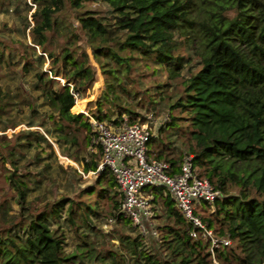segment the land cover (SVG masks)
Here are the masks:
<instances>
[{
    "label": "trees",
    "instance_id": "1",
    "mask_svg": "<svg viewBox=\"0 0 264 264\" xmlns=\"http://www.w3.org/2000/svg\"><path fill=\"white\" fill-rule=\"evenodd\" d=\"M204 1L32 0L36 5L31 14L35 24L30 31L35 45L28 48L35 52L38 46L57 69L61 65L60 72L53 68L55 75L61 73L66 79L61 84L45 71H38L36 87L53 109L48 117L52 125L61 130L65 142L72 146L79 143L77 129L86 131L84 148L91 146L89 119L84 113L72 112H78L72 91L92 81L93 71L85 50L77 46L71 48L77 34L65 23V16H75L87 43L102 64V55L115 57L129 69L131 57L122 53L137 52L156 60L168 69L170 78H175L186 60L182 49L191 50L200 58V67L185 78L182 92L170 103L171 119L167 123L174 125L178 119L189 121L193 142L187 154L193 155L199 174L208 177L223 193L212 204L203 203L199 212L216 237H227L233 245L214 246L212 251L210 239L192 238L189 223L164 188L148 187L145 191L154 195L153 203L165 211L166 217L162 224L150 230V235L156 230L154 236L158 237L161 252L149 250L145 234L140 230L134 233L137 227L132 221L116 213L122 201L119 197L123 195L111 171L105 168L98 175L101 186L96 193L101 200L109 198L113 209L110 215L115 216L117 225L132 231L133 234L122 233L120 238L121 246L134 264H212L213 258L220 264H264V1L225 0L226 5L219 3L218 10H206L203 14L198 6ZM88 2L108 4L114 18L110 19L97 9H86ZM33 6L29 5L28 10ZM224 9L232 10L233 14H226ZM62 29L71 33L64 48L59 52L48 49L49 32ZM74 49L82 51L80 55L85 57L81 60L80 56H75ZM24 53L31 52L26 48ZM37 58L43 60L44 54ZM116 69L107 72L119 79ZM111 85L114 93V84ZM6 96L0 93V113L6 111L2 98ZM176 110L186 116H173L171 113ZM125 111L129 112V123L143 122L138 120L137 112ZM102 116L97 115L99 119H103ZM123 121L124 113L120 112L116 123ZM46 129L49 134V127ZM19 136L23 139L17 141L7 153L8 158H4L13 164L8 179L17 192L19 204L25 209V204L29 203L32 172H20L19 155L35 143L50 144L38 130H29ZM155 140L151 138L148 145ZM148 152L169 162L173 171L179 170L180 157L167 158L161 150L152 155L150 148ZM68 155L81 162L85 171L96 170L101 160L100 150H89L88 156L81 158ZM90 191L95 192L93 186ZM96 203L83 204V201L61 198L46 203L40 212L24 221L9 219L7 206H3L0 264H76L77 259L87 257H93L100 264H109L105 260L111 257L115 264H121V253L110 249L106 253L108 257L103 256L86 240L77 250L66 251L64 233L59 231V225L55 226L65 212L67 221L78 231L80 221L77 219L80 223H91V216L98 215L99 202ZM209 208L212 211L206 215Z\"/></svg>",
    "mask_w": 264,
    "mask_h": 264
},
{
    "label": "rangeland",
    "instance_id": "2",
    "mask_svg": "<svg viewBox=\"0 0 264 264\" xmlns=\"http://www.w3.org/2000/svg\"><path fill=\"white\" fill-rule=\"evenodd\" d=\"M224 1L206 0L200 2L198 10L203 14L207 13L206 10H218L219 3L226 5ZM29 5H34L31 10H28ZM35 8L36 5L32 0H14L12 3L0 1V93L7 95L2 97L6 111L0 113V222H3L1 216L3 206H7L9 219L24 221L40 212L46 203L57 199H73L83 201V204L99 202L98 215L91 216V223H80L81 220L77 219L80 221H78L80 224L78 231H75V227L67 221L65 212L58 222L56 221L55 226L59 225V231L64 233L66 251L77 250V247L82 246L86 240L89 244L91 243V246L96 247L101 255H106L107 251L112 249L121 253L119 257L121 264H134V260L128 257L126 249L121 246L120 238L122 233L133 234L132 231L124 230V227L117 225V220L114 221L115 216L110 215L113 209L109 198L101 200L97 196L96 189L101 186L98 183L100 173H92L93 170L85 171L81 162L68 155L71 153L81 158L88 156L89 150L92 151L91 146L89 149L84 148L86 131L75 130L79 141L77 145L72 146L70 143H66L61 130L54 128L48 118L50 112L53 111L52 107L47 104L42 91L36 87V72L38 71H45L61 84H64L66 79L61 73L59 76L55 75L53 68L56 70L57 67L38 46L35 52L28 48V46L35 45L30 31L35 24L31 15ZM85 8L100 10L110 19L114 18L109 5L104 2H88ZM225 13L233 14L230 9ZM65 23L71 25L77 34V38H73L76 43L71 44V48L77 46L81 47L82 51L85 50L86 59L93 71V80L86 81L81 85L79 92L76 91L80 95L79 102H77L80 108L75 103L78 112L73 110L72 112L87 111L95 116L103 114V119L116 123L120 112L124 113V118L128 120L129 112L125 110H133L139 114L138 120L143 121L141 124L148 126L157 134L154 143L148 145L152 150L153 154H151L156 155L161 150L167 155V158L178 159L180 157L182 160L193 142L190 134L191 126L189 121L184 119H178L176 124L169 125L167 123L171 119L169 105L182 92L185 78L200 67V58L197 53L182 49L186 60L179 75L175 78H170L168 69L159 65L156 60L144 57L137 52L125 51L122 53L123 56L131 57L129 60L131 68L129 69L127 64H120L115 57L102 55L101 61L104 62L102 64L95 57L92 47L87 43L75 16L73 14L65 16ZM70 35L71 33H66L65 29L59 32H49L48 49L59 52L64 48ZM26 48L31 52L28 55L24 53ZM74 50L77 52L75 56H80L81 60L85 57L80 55L82 51ZM39 54H44L43 60L37 58ZM59 68L57 71H61ZM113 68L119 70V79L107 72L108 69ZM109 84H114V93L111 92L112 85L110 87ZM55 86L58 85L55 84ZM71 86L73 87L74 83H71ZM119 106L124 109H120ZM171 114L176 117L186 116L179 110L172 111ZM85 116L87 115L85 114ZM46 127H49V134L46 133ZM161 127L164 129L160 130ZM29 130H38L44 133L50 145L41 141L19 155L18 164L22 167L20 172H32L30 188H28L29 203L25 204V209H22V205L18 202L17 192L8 179V175L13 170V164L5 158H8L7 153L12 146L23 139V136L19 135ZM4 143L6 144L5 148H3ZM195 168L199 174L198 167L195 166ZM92 186L95 192L90 191ZM119 199L121 200L122 196ZM153 205L156 214L152 218L153 227H157L166 220L165 211L158 205ZM211 211L212 209L209 208L206 215H209ZM138 231V228L133 230L134 233H138ZM145 237L149 250L161 252L157 236L146 233ZM76 261V264H100L93 257L79 258ZM105 261L115 264L111 257ZM212 264L220 263L213 258Z\"/></svg>",
    "mask_w": 264,
    "mask_h": 264
},
{
    "label": "built area",
    "instance_id": "3",
    "mask_svg": "<svg viewBox=\"0 0 264 264\" xmlns=\"http://www.w3.org/2000/svg\"><path fill=\"white\" fill-rule=\"evenodd\" d=\"M72 93L79 100V93ZM84 113L92 128V150L101 152V160L91 172L100 173L105 168L111 171L123 195L117 213L129 218L143 234L150 233L155 214L154 195L145 189L162 187L189 223L192 238L210 239L212 251L214 246L231 244L227 237H216L199 212L203 203L212 204L223 193L208 177L196 172L192 154L183 157L175 172L169 162L149 154L148 143L157 134L148 126L129 123L125 118L121 123L109 122ZM151 233L157 235L155 229Z\"/></svg>",
    "mask_w": 264,
    "mask_h": 264
},
{
    "label": "bare ground",
    "instance_id": "4",
    "mask_svg": "<svg viewBox=\"0 0 264 264\" xmlns=\"http://www.w3.org/2000/svg\"><path fill=\"white\" fill-rule=\"evenodd\" d=\"M77 102H79L78 100L76 101V105L79 107V104L77 103ZM80 108V107H79ZM83 112V111H82ZM84 113V112H83Z\"/></svg>",
    "mask_w": 264,
    "mask_h": 264
}]
</instances>
